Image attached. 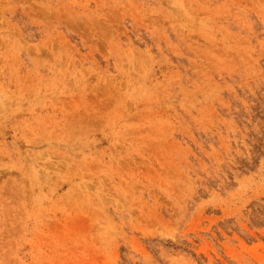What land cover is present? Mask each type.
I'll return each mask as SVG.
<instances>
[{"label":"rangeland","instance_id":"1","mask_svg":"<svg viewBox=\"0 0 264 264\" xmlns=\"http://www.w3.org/2000/svg\"><path fill=\"white\" fill-rule=\"evenodd\" d=\"M0 264H264V0H0Z\"/></svg>","mask_w":264,"mask_h":264}]
</instances>
